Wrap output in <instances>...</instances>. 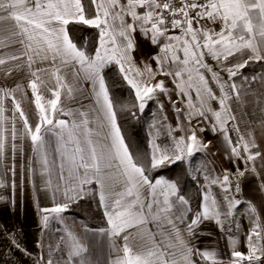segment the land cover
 <instances>
[{
	"label": "snow or ice",
	"instance_id": "snow-or-ice-1",
	"mask_svg": "<svg viewBox=\"0 0 264 264\" xmlns=\"http://www.w3.org/2000/svg\"><path fill=\"white\" fill-rule=\"evenodd\" d=\"M73 26L94 29L93 41L74 38ZM145 48L155 51L144 55ZM253 63H264V0H0V78L21 70L29 77L25 85L0 86V189L31 184L44 228L50 218L62 223L61 214L78 200L98 196L108 264H223L215 250L192 245L206 221H215L227 237V264H264V217L248 202L242 215L250 226L241 235L235 210L244 202L231 194L240 192L239 180L248 172L257 174L254 162L264 158L252 134H241L232 106L240 99L238 79L264 83V73L243 76ZM112 68L134 96L132 117L156 103L147 150L135 155L117 119V108L127 105L115 103L106 79ZM159 75L171 77L174 88ZM162 96L176 113L175 126ZM79 97L92 103L71 107ZM201 120L210 128L199 127ZM196 128L219 134L231 163L252 166L213 178L215 169L201 165L193 175L190 158L208 148ZM161 135L168 141L163 146L157 143ZM178 162L192 180L204 178L194 212L178 182L158 174ZM216 185L222 200L211 191ZM41 190L51 194V207L39 206ZM60 243L69 264H91L71 232ZM10 246L32 257L14 235ZM36 247L43 248L42 241ZM52 254L33 264H54Z\"/></svg>",
	"mask_w": 264,
	"mask_h": 264
},
{
	"label": "crops",
	"instance_id": "crops-1",
	"mask_svg": "<svg viewBox=\"0 0 264 264\" xmlns=\"http://www.w3.org/2000/svg\"><path fill=\"white\" fill-rule=\"evenodd\" d=\"M5 28H7V25H5ZM4 36H7V32L4 33ZM151 51L155 50H149L145 48L143 54L150 55ZM139 56L140 54H138V58ZM206 62L212 65L216 64V61L211 57H206ZM153 67L155 68V64H153ZM28 79L29 77L27 75V70H21L5 78H0V86L12 88L17 84L25 85ZM157 79H163L165 81L166 88H174L171 77L159 75ZM236 83L238 87H240L243 82H241V80H237ZM192 95L193 99L195 100V93L193 92ZM30 97L31 92L29 89L27 90L25 103H27V100ZM161 99L164 102L165 114L168 117L169 123L175 126L177 117L176 113L173 111L172 104L168 101L166 96H162ZM171 99L173 101L177 100L175 92L172 93ZM242 100L243 99L240 96L238 102H232V106L235 110L234 114L236 116L235 123L239 126L241 134H243L246 139L249 138V132L252 134V138H254L255 143L258 146V150L261 151V153H264V102L262 103L260 110V115L263 117V120L256 125H252L248 119V115L246 114L245 106ZM91 103L92 101L90 99L79 97L74 103L70 102V106L73 108H79L81 106L87 107ZM212 106L214 108H218V105L215 102H213ZM177 107L183 108L184 105L178 101ZM193 126L195 127V123ZM199 127L210 128V125H208L206 121L201 120ZM196 131L200 140H202L205 144H208V148L205 152L198 153L199 155L197 158H194L195 154L192 158H190L192 169L196 170L201 165H206L209 171H211L213 168L215 169V171L212 173L213 178L217 175L222 178L225 169L229 170L231 173H235L237 167L243 169L245 167L252 166L251 163L246 165L243 161H240L238 164L231 163L225 153L224 141L219 134H213V132L210 130L201 133L199 128H196ZM230 135L232 136L233 140L237 138V133L235 132H231ZM25 152L26 155L31 154L30 149L27 147ZM20 162L22 161L18 158L17 163ZM254 165L257 170V174L248 172L245 177L241 178L240 199L244 203L238 205L237 209L235 210V214L240 223L241 235L250 226L248 217L246 215H242L244 209L247 207L248 202L255 205L258 214L261 217H264V190H262L260 187V185L264 183V158H258L254 162ZM192 174L196 175L197 173L196 171H193ZM14 179H16L17 183H19L18 176L14 177ZM203 183V175H200L198 184L201 185ZM216 186L220 190L223 198V192L221 188L219 185ZM42 187L43 186L41 185V188ZM0 195L7 198L5 200H0V264H33V260L37 256L42 255V248H37L36 244L38 240L42 241L43 243L44 233V227H42V223L37 214V197L33 192V187L31 184L26 182L23 188L0 189ZM39 206H52L50 193H45L43 190L40 191ZM61 215L63 217V221H67V223L68 220L66 219H70L69 221L72 222L73 218L76 217L74 215L67 214L66 212ZM55 220L57 219L50 218L46 228H53L54 230L57 229V231L61 230L60 228L63 227L62 225L65 223L59 225L61 222H58V224L54 225L53 222ZM102 228H88L83 224V222H81V224H78L76 229L72 232V235L80 242L81 245L87 249V251L84 253V256L86 259L91 261V264H108L110 257L109 241L106 236L99 233L98 230ZM85 229H87V231ZM153 230L155 231L156 229ZM13 235L23 247L27 248V250L32 253L31 258L10 246V238ZM53 241H56V244H58V242L61 240ZM118 243L122 242L118 241ZM192 245L199 248L200 250H215L218 253L219 260L223 261V264H227V259L230 254L228 240L227 237L219 231L215 221H206L199 226L198 234L192 238ZM61 253L63 262L54 261V264H69L67 248L64 247L61 250ZM75 264H79L78 259H76Z\"/></svg>",
	"mask_w": 264,
	"mask_h": 264
},
{
	"label": "trees",
	"instance_id": "trees-1",
	"mask_svg": "<svg viewBox=\"0 0 264 264\" xmlns=\"http://www.w3.org/2000/svg\"><path fill=\"white\" fill-rule=\"evenodd\" d=\"M72 35L74 38L83 37L87 41L92 42L96 33L94 29L87 28L86 26L84 28L73 26ZM81 43H83V41H81ZM242 73L243 76L251 80L252 76L264 73V63H253L243 69ZM106 79L115 103L118 106L127 105L123 111H120L119 107L117 108L118 123L126 138V143L130 145L134 155L146 151L148 139L146 125L150 122L153 111L156 110V103L150 101L145 112L143 114H138L139 118H134L131 115V111L136 110L132 109V105L135 102L134 96L131 94L126 84L115 74V68L106 70ZM241 82L243 81L241 80ZM240 96L243 99L242 101L245 106L246 114L252 125L260 123L263 120V117L260 115V110L264 102V83L260 80H257L250 86L242 83L240 86ZM157 141L162 146L168 143L163 135H161ZM198 155L199 154L196 153L194 158H197ZM158 174L178 182L181 194L188 198L193 212L199 207L202 198L200 185L187 174V165L185 163L178 162L175 166ZM95 187V185L92 186L93 189H95ZM211 190L217 200H222L221 192L217 186H213ZM66 213L76 216L88 228H102L106 225L103 212L98 208V196L93 197L89 195L82 200H78L76 203L72 204L71 208Z\"/></svg>",
	"mask_w": 264,
	"mask_h": 264
},
{
	"label": "rangeland",
	"instance_id": "rangeland-1",
	"mask_svg": "<svg viewBox=\"0 0 264 264\" xmlns=\"http://www.w3.org/2000/svg\"><path fill=\"white\" fill-rule=\"evenodd\" d=\"M158 143V141H157ZM263 150H264V146H263ZM193 171L195 172V169H193ZM67 221H63L62 223H59V225L63 224L59 231L49 228H44V233H43V248H42V255L44 256L45 259L48 258V254L49 251L51 250L52 252H55L52 254V259L53 262L54 261H61L62 260V253L61 250L65 247L64 245H62L60 243V241L58 242V244H56V241L54 242L53 240H61V237L64 236L65 240L67 241V232H73V230L76 229V226H78V224H81V220H79L78 218L74 217L73 221L70 222V219H66ZM58 222H60V220H55L53 223L58 224Z\"/></svg>",
	"mask_w": 264,
	"mask_h": 264
},
{
	"label": "built area",
	"instance_id": "built-area-1",
	"mask_svg": "<svg viewBox=\"0 0 264 264\" xmlns=\"http://www.w3.org/2000/svg\"><path fill=\"white\" fill-rule=\"evenodd\" d=\"M233 179L235 180V178H233ZM239 183H240V190H241V179L239 180ZM231 194L235 195L236 198H238V199H240V197H241V193L240 192L237 193L234 190H233V192Z\"/></svg>",
	"mask_w": 264,
	"mask_h": 264
}]
</instances>
